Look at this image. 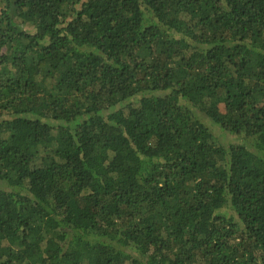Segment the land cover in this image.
Returning <instances> with one entry per match:
<instances>
[{
	"label": "trees",
	"instance_id": "16d2710c",
	"mask_svg": "<svg viewBox=\"0 0 264 264\" xmlns=\"http://www.w3.org/2000/svg\"><path fill=\"white\" fill-rule=\"evenodd\" d=\"M0 264H264V0H0Z\"/></svg>",
	"mask_w": 264,
	"mask_h": 264
},
{
	"label": "rangeland",
	"instance_id": "374dc122",
	"mask_svg": "<svg viewBox=\"0 0 264 264\" xmlns=\"http://www.w3.org/2000/svg\"><path fill=\"white\" fill-rule=\"evenodd\" d=\"M242 138L237 136V135H233V134H230V135H227L226 139L224 140L225 143L227 142H232V143H239L241 142Z\"/></svg>",
	"mask_w": 264,
	"mask_h": 264
}]
</instances>
